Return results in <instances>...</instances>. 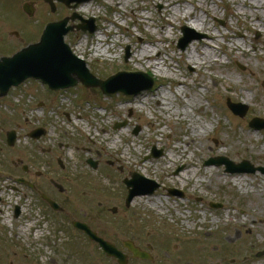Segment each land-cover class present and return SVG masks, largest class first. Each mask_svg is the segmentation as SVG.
<instances>
[{"label": "rangeland", "instance_id": "374dc122", "mask_svg": "<svg viewBox=\"0 0 264 264\" xmlns=\"http://www.w3.org/2000/svg\"><path fill=\"white\" fill-rule=\"evenodd\" d=\"M1 1L8 6L10 24L4 20L0 8V32L6 22L7 30H19L16 28L19 26L27 29L29 35L24 32L31 40L51 19L72 14L94 18L97 32L102 37L100 40L96 32L82 31L70 32L64 38L74 54L85 62L89 72L106 79L119 71H138L154 81L151 89L130 96L122 93L106 95L98 88L83 87L80 83L52 93L33 80L11 89L0 101L1 105H7V110L14 116L20 113V117L27 118L30 126L47 124L49 134L41 145L55 149L53 167L43 165L35 169L45 173L54 169L56 180L71 190L66 196L79 200L78 208L85 207L81 200L102 201L105 206V198H108L109 205L120 206L118 200L122 199L124 209H119V213L129 214V218L137 220L143 227L164 231L181 242L180 246L209 250L221 246L219 240L234 248L245 249L253 242L255 246H264V173L230 174L224 172V165L205 164L210 158L225 157L234 163L247 160L254 167H264V152L261 151L264 129L255 130L249 126L253 117L264 119V87L258 73L264 69V0H193V5L199 4L195 14L203 16L202 10L212 14L211 24L205 28L216 39V50L211 53L215 58L209 63L204 59L209 66L201 70L179 60L180 55L185 58L188 51H192V43L205 39L203 32L183 20L184 14L193 10L189 2L170 6L169 0H88L75 8L57 4L55 12L51 13L43 0ZM32 1L35 12L28 19L23 15L21 5ZM249 1H261L262 5L254 7L248 4ZM239 6H245L241 7L243 14L236 13ZM166 7L168 10L164 12ZM255 16L258 20L254 19ZM164 17L172 26L163 25ZM77 23L78 19L74 21ZM182 27L189 29L188 37L195 38L184 50L177 47ZM198 34L202 37L197 38ZM228 35L234 39L229 41ZM235 40L242 42L243 48L248 50L247 55L231 49ZM80 42L83 45L77 50ZM98 42L100 49L107 51L95 56ZM140 47L144 50L138 51ZM161 49L162 53L158 54ZM199 49L200 46L196 47V51ZM141 52L152 55L156 67L144 71L136 68L131 55ZM208 54L207 51L206 56ZM175 79L186 86L176 84ZM196 80L202 83L197 88V98L202 104L199 109H188L184 116L181 105L171 98L169 91L193 95ZM141 84L139 80L131 82L130 89L135 90ZM228 85L232 89H227ZM250 86L253 89H249ZM257 89L260 93L256 92ZM155 90L168 94L169 100L164 101L170 111L156 109L151 99L146 104L135 103L137 96ZM228 100L246 105V114L243 117L233 114L227 107ZM117 123L125 124L116 127ZM190 124H202L206 130L194 136V144L187 146L192 133ZM95 129L98 135H95ZM119 130L125 133L115 148H109ZM22 144L28 146L26 142ZM153 147L162 151L159 157L150 156ZM176 148L184 149L182 158L175 154ZM170 154H175L176 159L170 160ZM43 158L48 156L43 155ZM183 158L192 175L181 179L179 175L186 167ZM89 160L96 163V168L91 167ZM146 161L151 168L148 175L139 168H132V165ZM134 172L155 181L159 188L151 195L135 197L136 202L125 207L127 190L123 181L131 179ZM237 178L244 180L243 188L235 182ZM8 185H15L12 178L0 176V230L10 229L9 215L15 205L25 209L22 214L27 215L28 204L33 203L29 192L18 185H15L17 190L8 188ZM169 189L179 191L181 196H168ZM156 198L161 205L152 208L150 202ZM210 202L221 206L211 208ZM238 234L241 238L237 239Z\"/></svg>", "mask_w": 264, "mask_h": 264}, {"label": "flooded vegetation", "instance_id": "af4514ba", "mask_svg": "<svg viewBox=\"0 0 264 264\" xmlns=\"http://www.w3.org/2000/svg\"><path fill=\"white\" fill-rule=\"evenodd\" d=\"M0 8L10 24L8 6L1 1ZM6 22L0 32V58L27 43L24 30H7ZM35 41L37 38L31 42ZM1 104L0 176L11 177L15 185L31 194L33 203L28 204L27 215L22 214L25 209L15 206L9 215L10 229L0 230V264H264V246L254 242L246 250L221 240V246L209 250L180 246L181 242L164 231L148 229L129 214L119 213L124 209L122 199L118 200L120 206L109 205L108 198L105 206L102 201L81 200L85 207L78 208L79 200L66 196L71 190L56 180L54 169L47 173L35 169L43 165L52 168L55 160V149L41 145L49 134L47 124L30 126L27 118L20 113L14 116ZM59 166L62 169L61 162ZM15 185L8 188L17 190ZM124 206L128 207L125 200ZM78 224L94 238L77 228Z\"/></svg>", "mask_w": 264, "mask_h": 264}, {"label": "water", "instance_id": "95a60500", "mask_svg": "<svg viewBox=\"0 0 264 264\" xmlns=\"http://www.w3.org/2000/svg\"><path fill=\"white\" fill-rule=\"evenodd\" d=\"M46 1L51 2V0ZM82 1L87 0H63L66 4ZM23 9L32 15L30 5L25 4ZM67 21L68 19H64L57 23L48 24L38 43L27 46L10 58L0 60V96L5 95L11 86H17L27 78L39 79L51 89L68 88L80 82L85 87H99L103 93L108 95L117 92L135 95L140 90L151 88V80L136 90L129 88L133 80L147 79L142 73H118L105 81L92 76L85 68L83 61L75 57L63 41L65 34L73 30L72 27H66ZM84 22L87 25L78 26L76 29L81 28L90 33L96 30L93 19ZM191 40L193 37H188V30L184 28L183 37L179 40L178 47L184 49ZM228 105L233 113L241 117L246 113L247 107L245 105L230 102ZM250 126L254 129H264V120L255 118L250 122ZM159 155V152H154V156ZM212 162L217 165L224 164L226 172L230 173L255 172L256 170L248 161L235 164L226 158L218 157L209 161V163ZM259 169L264 172L263 168ZM125 183L129 188L127 201H130L137 194L152 193L158 187L153 181L146 180L139 175H134L132 180L125 181ZM143 184L144 186H142Z\"/></svg>", "mask_w": 264, "mask_h": 264}, {"label": "bare ground", "instance_id": "6f19581e", "mask_svg": "<svg viewBox=\"0 0 264 264\" xmlns=\"http://www.w3.org/2000/svg\"><path fill=\"white\" fill-rule=\"evenodd\" d=\"M169 1H170V3H169L170 6H173L176 4L181 5V4H184L185 2L191 3V5L193 6V10L187 11V13H185L183 16V20L185 22H189L190 23L189 25L192 28H194L200 32H203L202 34H205V39H200L199 41L192 43V51L191 50L188 51V53L186 54L187 56L185 58H184V56L180 55L179 60L185 64L194 65V67H196V69H198V70H201L202 68H204V66H209L208 63L215 58V56L214 55L212 56L211 53L214 54V52L216 50L214 48V44H215L216 39H215V35L213 33H211L210 31H208L205 27H208L211 24L210 19L212 17V14L209 13L207 10H202L203 16H199L197 13L195 14V9H196V7L199 6V4L193 5V3H192L193 0H169ZM124 4H126V3H124ZM248 4L251 6H254V7H260L262 5V2L261 1H249ZM165 5H167V3H165ZM241 7H245V6H239L236 9L237 14H243V8H241ZM84 8L86 10L88 8V6L86 5V6H84ZM167 10H168L167 7L163 8L164 12H167ZM213 11L215 12L216 10L214 9ZM254 19L258 20V17L255 16ZM163 20H164L163 25L172 26V23L166 17H164ZM259 30L261 31V29H259ZM96 34L98 35L97 37L100 40L102 38L101 35L98 32H96ZM226 37L228 38L229 41H232L234 39V37H232V35H228ZM235 41H236L235 43L230 45L231 49H236L238 52H242L243 55H247L248 50L243 48L242 42H240L238 40H235ZM81 45H83V42H80L77 45V50L81 49ZM100 45L101 44L99 42L96 44V47L94 50L95 56H98V54H100V55L105 54V52L107 51V49L101 50ZM198 46H200V49H199V51H196V47H198ZM140 50H144L143 47L142 48L140 47V49L138 51H140ZM255 50L256 49L254 48V51ZM207 51L209 53L208 56H206ZM231 52L232 51H230V53ZM161 53H162V49L159 51L158 54H161ZM193 54L195 56H193ZM204 59H207L208 63L207 62L205 63ZM153 60H154L153 56L150 55L148 52H146L144 54L141 52L139 55H135V53H133L131 55V61L135 64L136 68H138L139 70H143V71L146 68L152 67L155 65V62ZM236 60H237V58H236ZM164 61L165 60H163V62ZM143 64H145V66ZM155 67H156V65H155ZM258 73H259V79L261 80L263 87H264V69H260L258 71ZM213 77L217 78L215 75H213ZM174 81L176 84L185 85L179 79H175ZM201 86H202V83L200 81L196 80L195 84L193 85V88L196 89L194 91V94L193 95H187V96L185 94H183L182 91H169V92H171L170 93L171 98L174 99V101L177 102L179 105H181L182 115L186 116V111L188 109H194V108L199 109L200 104H202V103L197 98V88H199ZM246 87L248 88V85H246ZM227 89H232V88H231V86L228 85ZM249 89H253V88L250 86ZM256 92L260 93V90L257 89ZM148 99H151L153 101V103L156 106V109H158L160 111H164V112L170 111V107L168 106V103L167 102L165 103V101H164V100H166V101L169 100V96L163 90H161V91L155 90L152 93H149L146 95L141 94L135 98V103L136 104H146ZM135 106H137V105H135ZM139 107H141V106H139ZM173 113L176 115L179 114L177 111H174ZM101 114L103 115L104 112H102ZM189 127L191 128L192 133H191V136L188 138V145L187 146L194 144V142H195V140L193 139L194 136H197L199 133L204 132L206 130V127L202 124H198V125L190 124ZM102 132L105 133V130L102 129ZM124 133H125V131L119 130V132L114 135L115 137L112 140V142L110 143L109 148H115L119 142V139L121 138V135H123ZM95 135H98L96 129H95ZM104 136L106 137V135H104ZM90 138H91V136H90ZM91 139L93 140V138H91ZM185 140H187V138ZM126 151H128V149H126ZM261 151L264 152V147H261ZM174 152H175V154L179 155L182 158L184 149L176 148V149H174ZM125 153L126 152H124V155H125ZM174 155L170 154L169 159L170 160L176 159ZM182 160H183L184 164L186 165V167H185L184 173L182 175H179V177L181 179H184V178H188L189 176H191L192 173L189 171V169L187 167L188 162H185L184 158ZM118 162H120L119 159H118ZM132 168L141 169L145 175H148V170L151 169L150 164L147 161L146 162H138L136 165H134V166L132 165ZM235 182L241 188L244 187V180L237 178V179H235ZM135 202H136L135 200H132V203H135ZM150 205L152 208H156L157 205H161V201L159 200V198H156L152 202H150Z\"/></svg>", "mask_w": 264, "mask_h": 264}]
</instances>
